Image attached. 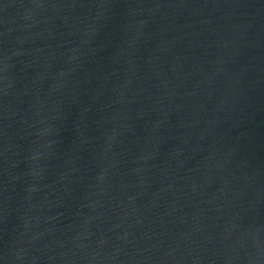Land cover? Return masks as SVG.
Listing matches in <instances>:
<instances>
[{"label":"water","instance_id":"1","mask_svg":"<svg viewBox=\"0 0 264 264\" xmlns=\"http://www.w3.org/2000/svg\"><path fill=\"white\" fill-rule=\"evenodd\" d=\"M0 264H264V0H0Z\"/></svg>","mask_w":264,"mask_h":264}]
</instances>
